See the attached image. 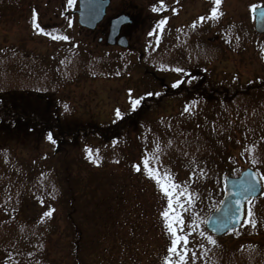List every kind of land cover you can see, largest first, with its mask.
<instances>
[{
    "label": "rangeland",
    "instance_id": "374dc122",
    "mask_svg": "<svg viewBox=\"0 0 264 264\" xmlns=\"http://www.w3.org/2000/svg\"><path fill=\"white\" fill-rule=\"evenodd\" d=\"M37 6L41 14V21L37 23L40 27L47 26L49 29H54L72 25V37L79 39L77 43L79 47L83 43L87 44L94 59L115 61L125 58L123 60L132 64L133 71L131 76L121 79L107 78L108 75L104 72L102 75L104 78L89 79L86 82L80 79L76 85H71V79L65 76L64 79L53 82L55 86H58L57 94H48L50 91L45 90L37 95L31 90L26 92L18 88L17 91L20 92L16 102L26 111L46 107V99H48L49 109L58 115H64L70 124L74 122L89 124L92 120L96 124H102L103 127H109L119 121L125 113L133 112L139 105L141 96L160 93L165 87L180 85L183 77L184 84L188 86L195 85L196 80L200 78L210 82L218 81L231 89L251 81H264V35H258L255 32L251 17L252 9L264 6V0H219L218 8L215 0H111L105 23L122 13L137 21L136 30H132L128 37L130 42L128 49L109 47L105 40L99 45L97 35L95 40L91 33L79 28L76 16H64L65 8L70 11L78 8V0H40ZM214 9L217 11V18H211ZM30 19V15L25 17L18 15L15 19L18 23L9 25L8 32L0 30V45L5 50H12L11 52L20 50L33 55L40 54L48 58V61H52L51 65L54 66L53 55L57 53L61 57L66 49L49 46L48 39L36 32V27L32 26ZM246 29L251 33H246ZM220 31L221 35L216 34ZM24 40L26 50L20 45V41ZM67 51L70 49L67 48ZM141 54L149 55L146 58V64L153 65L150 68L153 74L149 72L144 74L137 64ZM165 54H168L166 58ZM155 57L160 59V67L154 65ZM30 60L27 62L28 65L43 66L39 62L34 64L32 58ZM89 64L93 65L92 62ZM47 78L49 77L46 75V78L38 82L42 88L54 86H49ZM22 82L23 78H18L14 83L20 87ZM6 86L9 87V85ZM38 88L40 89L36 86V89ZM41 96L44 98H40ZM10 99L12 100V97ZM197 99L195 98L185 106V112L181 103L172 102L163 112H160V115H157L158 124L169 123L173 130L181 129V127L190 128L193 121L204 124L201 135L198 136L199 141L204 144L203 148L196 141L193 144H185L184 141L178 140L175 144L177 153L174 152V156L166 158V154H163L158 158L159 161L164 160L165 163L167 160L176 167L173 170L176 175L178 172L180 174V177L176 179L178 182L197 178L198 176H194L195 171L198 173L205 166L206 160L202 162L203 157L213 152L208 150L209 145L205 139L208 136L212 137L215 134L220 136L229 131V118L227 120L226 116L214 117L218 114V110L226 114L228 108L221 104L219 109H216L215 104L204 105L201 99ZM252 102L253 104L259 102L261 111L264 110V95H258L254 101H244L243 107L239 101V104L235 105L234 112L238 113L241 108V115H236L237 119L239 118L238 121L244 126L247 125V128L250 127L252 133L256 129L264 135V113L256 111L251 105ZM245 134H247L246 137L250 135L248 132ZM27 135L29 138L26 137L23 140L20 138V142L14 140L11 142L8 140L9 137H0V214L3 216L0 222L3 224L1 226L7 230L0 237L5 244L3 246L9 248L14 245L17 237L22 236L20 229L23 227L27 230L43 231L50 228L52 230V226L48 227L46 222L53 215L55 207L57 215L54 214L53 220L55 217L58 218V225H61L62 230L68 227L65 222L62 225L63 205L54 206L52 194L48 199L47 195L43 194L45 190L37 194L32 191V186L23 187L21 183L26 177L32 181H39V177L34 178L24 169L26 162L34 164V160H29L32 156L39 153L43 162L48 164L53 153V148L47 143L44 134L37 139L32 137L31 133ZM246 145L232 144L227 151H231L238 157L237 151L242 148L247 158L246 163L254 165L260 177H264V142L263 144L258 142L255 146L252 143H246ZM86 146L87 153L90 151L100 153L98 166H102V170L105 167L115 168L113 161L118 155V140L105 145L97 141ZM222 149L225 150L219 145L215 150ZM153 152L156 155L157 149L155 148ZM4 153L18 158L20 163L14 164L11 160L5 162L6 159L2 158ZM81 153L83 154L80 160L86 162L87 153L83 150ZM211 156L208 155L206 159L209 160ZM218 156H215V160ZM105 158L107 163L103 162ZM55 161L60 169L59 180L62 182L63 169L61 163L58 160ZM215 162L218 165L220 161ZM229 164L227 162V165L216 166L217 178L227 171L233 174L238 172L236 166ZM79 165L77 161L75 168ZM192 166L194 169L190 170ZM90 168L88 165L87 167L84 164L81 165L83 178L91 177L93 180L90 182L95 184L105 183L107 186L110 182H115L117 185V190L112 194L104 192L103 185L98 187V193L88 196L86 204L84 203L85 215L89 216L94 211L102 216L111 215L115 219V224L112 225L109 222L111 226H114L111 238L104 239L100 227L85 224L89 233L82 241L83 244L80 243L82 246L79 252L75 251L74 239L65 235L58 241L50 239L49 244L44 246L47 255L36 257L38 246L34 240L35 235L31 234L25 239V246L21 248L22 255L19 260L0 262V264H214L212 258L215 256H217L216 264L222 261L225 264H243L247 256L259 258L254 264H264V255L261 254L264 252V225L261 226L263 235L260 234L255 240L249 241L254 235L252 230L259 226L256 225L258 221L264 220V191L258 208L254 210L252 217L247 218L242 228L243 232L236 235L233 233L215 242L202 234L206 216L201 218V213L199 217L192 216L188 214L187 208H184L185 198L188 195L174 189L175 199L172 200L173 207L170 209L168 200L161 194L162 187L158 188L156 193L150 187L143 196L141 195L144 190L138 189L136 193L139 198L137 199L133 194H129L128 180L123 170L121 172L115 170L114 176L105 178L104 172L98 176V172L96 170L91 172ZM187 172L193 174L189 176ZM262 181L264 183V179ZM139 184L141 185V181ZM121 189L124 191L121 192ZM165 212L169 214L168 220L164 217ZM17 215L18 218H15ZM187 217L191 218L188 224L184 221ZM27 221H34L35 224L26 227L23 223ZM169 222L173 224L177 235L187 240L186 245L181 240L177 246V253L180 255L169 251L172 243L163 230L168 229ZM110 225L108 227H111ZM233 238L237 241L244 239V241L235 246V249H229ZM223 244H226L228 248H225Z\"/></svg>",
    "mask_w": 264,
    "mask_h": 264
},
{
    "label": "trees",
    "instance_id": "16d2710c",
    "mask_svg": "<svg viewBox=\"0 0 264 264\" xmlns=\"http://www.w3.org/2000/svg\"><path fill=\"white\" fill-rule=\"evenodd\" d=\"M39 1L40 0H0V30L8 32L7 28L9 25L13 26L18 23V20H15L18 15L22 17L30 15L32 26H34V23L38 25L37 23L41 21V14L37 6V2ZM71 11L65 8L64 16L67 12ZM1 26H3L2 29ZM72 28V25L54 29H49L47 26L40 27L39 25L36 27V32L48 39L49 46L59 49H70V51L67 52L65 50V54L61 57L57 53L53 55L54 66L51 65L52 61H48V58L40 56V54L33 55L30 52L20 50L11 52L12 50H5L3 46L0 45V137L5 136L4 138L9 137L8 140L11 142H20V138L22 140L26 137L29 138L27 135L28 133H31L33 135L32 137H35V139L39 138L41 134H44L47 143L53 148L51 161L48 164L44 163L39 153H37L36 156H32L29 160H34V164L31 165L30 162H26V164H24V169L27 174H30L34 178H36V176L39 177V181H32L26 177L21 183L23 187L26 185L32 186V191H35L37 194L45 190L43 194L47 195L46 197L48 199H50V194H52L54 197V201H52L53 205H63L62 218L64 219L62 220V225L64 222L68 225L67 228L62 230L60 229L61 225H58V218L55 217L53 220L54 214L57 215L55 207L53 215L50 216L46 222L48 227L52 226V230L51 228L43 231L38 229L27 230L22 226L23 228L20 229L22 236L17 237L15 239L16 241H14V245L10 246V248L3 246L5 244L0 237V262L3 263L19 260V257L22 255L21 248L23 249V246H25V239L31 234L35 235L34 240L37 242L38 246L36 257H44L47 255L46 250L44 251V246L47 243L49 244L50 239L58 241L65 235L74 239L73 244L76 249L75 251L76 253L79 252L78 250L83 244L82 241L85 240L84 238L89 233V229L85 228V224H94L96 227H100L103 234L102 237L104 239L111 238V234L113 233L112 228L114 226H111L109 222L113 225L115 224V219L112 218L111 215L107 216L103 213L104 217L98 214L99 212L94 213V211H92L89 216L85 215L86 208L84 203L86 204L88 196L98 193V187L103 185V187H105L104 192L112 194L117 190V185L115 182H110L107 184V187L105 183L101 185L90 182L93 180L91 177L87 179L83 178L81 173V165L83 164L86 167L87 165L91 167L89 170L91 172L96 170L98 176L104 172L105 178L114 176L115 170L119 172L123 170L128 180L127 185L129 187V194H133L137 199L139 198L136 193L138 189L144 190V193H141V196H143L145 191L150 190V187H152L153 191L156 193L157 189L160 188L162 184L164 187L168 188L173 200L175 199L173 190L177 189L179 193L182 192L184 195H188L184 203V208H187L188 214L199 217L201 213L202 217H200L203 218L212 212L221 200L225 176H238L246 167L256 169L251 163H246L247 158L242 148L237 151L239 154L238 157L227 150L231 148L232 144L247 146L246 143H252L255 146L258 142L261 144L264 142V135H261L258 130L254 129L252 133L251 129H249L250 127L247 128V125L244 126L238 121L239 118L237 119L236 115H241L242 109L239 108L240 111L238 113L234 112L235 105L239 104V101L241 107H243L244 101H254L255 97L258 95H264V81H251L231 89L218 81L210 82L207 79L201 80L200 78L196 80L197 83L195 85L188 86L184 84L185 78L183 77L184 81L180 85L165 87L160 93L141 96L139 105L133 112L125 113L119 121L109 127H103L102 124H96L92 120L89 121V124L78 122L70 124V122L68 123V120L64 118V115H58L49 109L48 99H46L48 104H46V107L26 111L22 105L20 106V104L16 102L20 92L17 91L18 88H22V90L26 92L31 90L37 93V95H40L43 91L45 92V90L52 91L51 93L48 92V94H57L58 86H55L53 82L64 79L65 76H69L72 82L71 85L78 84L80 79L86 82L89 79L104 78L102 77L104 72L108 75L107 78L113 77L121 79L131 76V72L133 71L131 69L132 64L127 60H123L125 58H119L115 61L94 59V55L88 49L89 46L87 44L83 43L79 47L77 44L79 39L76 40L72 37ZM242 30L243 29H241V31ZM245 32L251 33V31L247 29ZM219 33L220 35L222 34L221 31L216 34ZM60 36L64 37V39L54 38ZM25 43V40L23 42L20 41V45L24 50H26ZM167 55L168 54H165L164 57L166 58ZM148 56L149 55L141 54L137 64L144 74L146 72L153 74L154 72L150 70L153 65L151 63L150 65L146 64V58ZM31 58L34 64H38L39 62V64L43 66L36 67L35 65H28L27 62H30ZM153 61L154 65L158 66L161 62L160 59H156V57ZM91 62L93 65L89 64ZM97 64L99 65L97 66ZM16 65L19 68H17ZM16 70L18 72H16ZM46 75L49 77L47 78L49 86H54L42 88L40 84H38L43 78H46ZM18 78H23L20 87L17 83H14L17 82ZM6 85H9V87ZM36 86H39L40 89H36ZM13 88L14 90L12 91ZM10 97H12V100ZM40 98L44 97L41 96ZM195 98L197 100L201 99L204 105L211 103L215 104L214 106L216 109H219L221 104L225 105L228 108V112L225 114L218 110V114L214 115V117L218 116L221 118L226 116L227 120L229 118V131L224 132L220 136L216 134L212 137L208 136V138L205 139L209 145L208 150L213 152L203 157L202 162L206 160L204 162L205 166L202 167L198 173H196V171L194 173V176L198 177L193 179L188 178L187 182L183 180L182 182H178L176 179L180 177V174L178 172L176 175L175 170H173V168L176 167L167 162V160H165L166 162L164 163V160L159 161L158 158L163 154H166V158L171 157V155L174 156V152L177 153L175 144L178 140L184 141L185 144H193L196 141L201 144L203 148L204 144L199 141L198 136L201 135L200 132L204 124L200 121H198V123L193 121L190 128L187 127L185 129L181 127V129L173 130L169 123L162 125L160 123L158 124L157 115H160V112H163L172 102L181 103L182 107H184L183 112H185V106ZM254 103L255 104L252 102L251 105L254 106L256 111L264 113L263 109V111H261V104L259 102ZM251 109L253 110L252 107ZM157 125H159V127H157ZM190 131L191 133H189ZM246 132L250 134L248 137H246ZM49 137H51V139ZM116 140L119 141V150L116 159L113 161L115 168L105 167L103 171L101 169L102 166H98L100 153L97 151H90L87 153L86 145L97 141L105 145L108 142ZM219 145L226 151L223 149L215 150ZM155 148L157 149L156 155H158V157L154 155L153 151ZM81 150L87 153L86 162L80 160L83 154ZM211 154H213V156H211ZM208 155L211 156L209 160L206 159ZM217 155H219L218 159L215 160V156ZM2 158L6 159L5 162L11 160L14 164L20 163L18 158L16 159L14 156L11 157L10 154L6 155V153H4ZM55 160L61 163V168L63 169V173L61 174L64 176L62 182L59 180L60 169L56 166ZM77 161L80 165L75 168V163H77ZM145 161H147V167H145ZM215 161L220 162L217 165ZM103 162L107 163L106 158ZM227 162L236 166L238 172L233 174L227 171L217 178L215 175L216 166L227 165ZM93 164L95 165L93 166ZM137 168H139L140 171H137ZM149 169H151V174L156 176V179L161 180V184H157L156 179L149 178ZM189 169L193 170L194 166ZM191 174L193 173H188L189 176ZM164 177H170V181L167 184L164 182ZM140 181L141 185L139 184ZM94 185H96V187ZM122 191H124V189H121V192ZM161 194L168 200L164 192H161ZM260 199L261 198L251 201L247 205L246 215L248 218L252 217V213L258 208ZM51 208H53V206ZM249 213H251L250 216ZM1 218L3 219V216L0 217V221L2 220ZM15 218H18V215L15 216ZM188 220H191V218L189 217L188 219L187 217L184 219L186 224H188ZM184 221L182 223H184ZM24 224H26L25 226L27 227L35 223L34 221H27L23 223V225ZM1 225L3 224L0 222V235L4 234V231H7L5 230L6 228ZM108 225L111 227H108ZM256 225L259 226L252 230L254 235H252L253 237L249 240L250 242L258 238L260 234L261 236L263 235V233H261V226L264 225V220L260 219ZM70 226L71 228H69ZM163 230L172 243L175 237L171 236L169 229ZM242 232L243 229H240L234 232V234L236 235ZM202 234L215 242L221 239L211 236L205 228H203ZM243 241L244 239L237 241L233 238L230 242L229 249H235V246ZM40 242L42 243L40 244ZM225 245L223 244V246ZM171 247L172 246H169V248ZM225 248L228 247L225 246ZM23 252H25V250ZM261 254L264 255V252H261ZM215 257L212 258L214 264H216L217 261ZM261 258H263V256ZM257 260H259V258L247 256L243 260L244 263H242L254 264V262L257 263ZM261 261L263 262V259H261ZM217 264H225V262H217Z\"/></svg>",
    "mask_w": 264,
    "mask_h": 264
},
{
    "label": "water",
    "instance_id": "95a60500",
    "mask_svg": "<svg viewBox=\"0 0 264 264\" xmlns=\"http://www.w3.org/2000/svg\"><path fill=\"white\" fill-rule=\"evenodd\" d=\"M110 2V0H78L79 8L72 14L78 16L80 27L94 31L105 18ZM251 16L254 20L255 32L264 35V7L253 9ZM132 24V20L127 15H119L111 19L107 43L111 46L117 44L122 48H128L127 37H121L118 42L116 38L120 35L123 26ZM261 193V180L251 169H247L236 178L226 177L223 197L217 208L204 221L207 231L216 237H222L240 228L245 217L246 203L258 198ZM237 204L239 209L236 207Z\"/></svg>",
    "mask_w": 264,
    "mask_h": 264
},
{
    "label": "snow or ice",
    "instance_id": "6c2138e0",
    "mask_svg": "<svg viewBox=\"0 0 264 264\" xmlns=\"http://www.w3.org/2000/svg\"><path fill=\"white\" fill-rule=\"evenodd\" d=\"M215 3H216V7L218 8L219 7V0H215ZM211 18H217V11L215 9L212 11ZM34 27H38V25H35V23H34ZM54 38L55 39H61V40L64 39V37H62V36L54 37ZM117 115H119V113ZM49 138L51 139V137H49ZM145 167H147V161H145ZM136 170L140 171L139 168H137ZM149 178L156 179V176H153L151 174V169H149ZM261 179H264V177H262ZM169 181H170V177H164V182L166 184ZM156 182H157V184H161V180L160 179H156ZM169 186H171V185H169ZM161 187H162V191L164 192L165 196L168 197V208L171 209L173 207V202H172L171 195H170V193L168 191V188L164 187V185H162V184H161ZM181 194H183V193H181ZM178 206L182 207V205H178ZM236 207H237V209H239V205L238 204L236 205ZM250 215H251V213H249V216ZM164 217H165L166 220H168L169 214L167 212H165L164 213ZM253 226H255V225L253 224ZM167 227H168V229L170 231L171 236L175 237V239L172 240V247L169 249V251L171 253H175L177 255H180L179 253H177V246L180 244L181 240H183L184 244L186 245L187 244V240L184 237H180V236L177 235V231H176V229L173 228V224L171 222H169L167 224ZM181 231H183V229H181ZM209 242L213 243L212 241H209Z\"/></svg>",
    "mask_w": 264,
    "mask_h": 264
},
{
    "label": "flooded vegetation",
    "instance_id": "af4514ba",
    "mask_svg": "<svg viewBox=\"0 0 264 264\" xmlns=\"http://www.w3.org/2000/svg\"><path fill=\"white\" fill-rule=\"evenodd\" d=\"M134 9L137 10L136 8H134ZM122 14H124V13H122ZM136 27H137V21H134V24H132V26H127V27L122 28L121 36H124V35L129 36L130 33L132 32V30H136L135 29ZM108 32H109V23L108 22L105 23V21H104L102 24H100L97 27V29L94 32V34H91V35H93V39H95V40L97 38L96 35L98 36V40L97 41H98V43L100 45V44L104 43V40L106 41V38L108 37ZM118 40H119V38H118ZM113 48L117 49L116 46L113 47Z\"/></svg>",
    "mask_w": 264,
    "mask_h": 264
}]
</instances>
